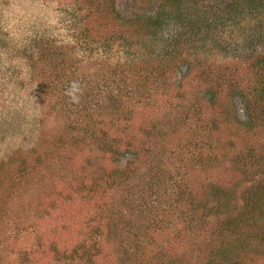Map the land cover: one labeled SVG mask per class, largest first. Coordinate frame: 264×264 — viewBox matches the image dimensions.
Masks as SVG:
<instances>
[{"label": "rangeland", "instance_id": "374dc122", "mask_svg": "<svg viewBox=\"0 0 264 264\" xmlns=\"http://www.w3.org/2000/svg\"><path fill=\"white\" fill-rule=\"evenodd\" d=\"M78 1L0 0V264H264V99L221 72L264 41L226 18L212 58L183 47L242 1Z\"/></svg>", "mask_w": 264, "mask_h": 264}, {"label": "trees", "instance_id": "16d2710c", "mask_svg": "<svg viewBox=\"0 0 264 264\" xmlns=\"http://www.w3.org/2000/svg\"><path fill=\"white\" fill-rule=\"evenodd\" d=\"M95 0H92V3H94ZM101 0H97V2L93 5L88 0H79V11L81 14V22L84 23L90 22L92 20V8L94 6L100 7L102 4L100 2ZM173 3L176 0H171ZM239 0L236 1V3ZM242 5L244 6L242 11H238L237 9L234 10V12H237L235 15H231L228 9H224L223 11L218 9V11H203L202 15H200V12L195 14L192 13V17H184V24L182 30L185 31V35H188L193 29H197V40H199L198 43H194V41L186 42L185 48L186 54L190 55L193 53L196 57H199L200 59H203L204 57L208 58L209 55H212L211 47L206 46V44L211 43L213 45V49H217L218 47L222 46L219 44L217 37L219 36L220 28L224 25V19L227 20L232 19L233 25L235 27V30L238 29L239 31L245 30V25L248 22H254V29L256 31V34H254L253 31H251V34L254 36V38H258L260 40L259 43H263L264 41V0H241ZM88 3H90L88 5ZM234 3V4H236ZM232 4V8H236V6H239L238 4L234 5ZM230 6V7H231ZM213 9V8H211ZM177 15H180V10L177 12ZM165 14H160L158 18L155 16H150L146 18L145 16L142 17H136V18H130L128 21L130 23L140 22L142 24H145L154 30L151 31V34H156V30H159L163 28L167 23H172V19L169 20V18H163ZM182 19V18H181ZM82 22V23H83ZM92 22V21H91ZM198 22V23H197ZM225 22V23H226ZM201 27H199V26ZM148 33V32H147ZM218 42V43H217ZM174 46H177V42H174ZM180 49H177L174 51V49L170 52H166V54H169V56L173 55H180L181 54ZM249 59L246 62V64H251L250 66V73H246V67H243L242 65L238 67H232L228 66L226 68H222L221 72L224 73V78H226L228 81H235L237 83L240 79L243 81H248L247 85H243L242 88H246L249 86H252V88L255 92L259 93V96L264 99V53L259 51H249ZM260 55V57H259ZM205 58V59H206ZM212 58V57H210ZM235 59L238 58V56H234ZM235 59H232L231 62H234ZM242 59V58H241ZM239 70V71H238ZM237 73H239L237 76ZM241 83L238 82V84ZM251 107V106H249ZM247 107V108H249ZM250 116V126H253L257 124L259 127L261 124L259 122L262 121L263 114H258L256 110H252V114H249ZM262 170L264 171V165H261ZM257 168L259 166L257 165ZM262 172V171H261ZM253 200L249 203L247 206V210L249 211L250 216L252 215L254 219L258 217L260 220L264 221V182L259 184L257 187V190L254 191ZM256 198V199H254ZM249 224V223H248ZM212 264L215 262H218V260H212ZM242 264L241 262L235 261L230 262L229 260L225 259L219 264ZM216 264V263H215ZM257 264V263H253Z\"/></svg>", "mask_w": 264, "mask_h": 264}, {"label": "clouds", "instance_id": "9594fccd", "mask_svg": "<svg viewBox=\"0 0 264 264\" xmlns=\"http://www.w3.org/2000/svg\"><path fill=\"white\" fill-rule=\"evenodd\" d=\"M78 90V85L73 83L69 89V95L72 97L73 100L76 99L75 92Z\"/></svg>", "mask_w": 264, "mask_h": 264}]
</instances>
